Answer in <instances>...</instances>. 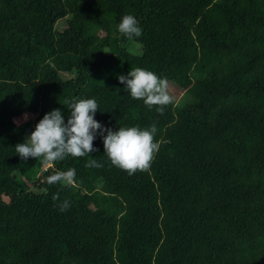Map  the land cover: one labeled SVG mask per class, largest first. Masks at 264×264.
<instances>
[{
    "label": "trees",
    "instance_id": "trees-1",
    "mask_svg": "<svg viewBox=\"0 0 264 264\" xmlns=\"http://www.w3.org/2000/svg\"><path fill=\"white\" fill-rule=\"evenodd\" d=\"M137 67L183 97L162 113L132 99L118 76ZM74 98L114 131L155 124L150 167L113 166L99 136L90 157L18 156ZM69 168L72 185L47 183ZM0 264H264V0H0Z\"/></svg>",
    "mask_w": 264,
    "mask_h": 264
},
{
    "label": "clouds",
    "instance_id": "clouds-1",
    "mask_svg": "<svg viewBox=\"0 0 264 264\" xmlns=\"http://www.w3.org/2000/svg\"><path fill=\"white\" fill-rule=\"evenodd\" d=\"M117 31L128 40L136 42L142 36L143 28L133 14L120 18ZM106 53V52H104ZM107 54V53H106ZM124 91L134 100H142L146 106H156V111L163 112L164 106L173 102L169 94V81L153 71L144 68H132L127 75H119ZM70 115L65 119L60 109L46 113L36 124L35 130L26 137L23 143L15 146V151L22 159H39L44 165H52L66 157H85L96 151L94 140L99 136L103 140L104 152L113 166L133 175L137 170L150 167L155 153L159 150V142L155 135L157 127L119 126L118 130L102 125L95 119L99 110L95 98H74L67 102ZM90 167H102L94 158L88 162ZM76 170L54 171L46 177L49 185H72ZM53 200H58L54 195ZM71 206L69 200L59 203L61 212Z\"/></svg>",
    "mask_w": 264,
    "mask_h": 264
},
{
    "label": "rangeland",
    "instance_id": "rangeland-1",
    "mask_svg": "<svg viewBox=\"0 0 264 264\" xmlns=\"http://www.w3.org/2000/svg\"><path fill=\"white\" fill-rule=\"evenodd\" d=\"M67 28V23L66 21H62L61 22V30L63 31L64 29ZM131 52L135 53V54H139L141 53L142 51V48L140 45L136 44V43H132L131 45ZM169 94L172 96L173 98V101L174 102H178L182 97H183V92L182 91H179L177 90L173 85L169 84ZM30 120H34V116L33 115H30V114H26L25 116L21 117V118H18L15 120V122L18 124V125H21L23 123H26V122H29ZM20 177L18 174L15 175V178H18ZM28 187H29V190L31 192H39L38 189H34V187H32L30 184H28Z\"/></svg>",
    "mask_w": 264,
    "mask_h": 264
}]
</instances>
